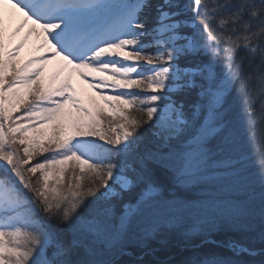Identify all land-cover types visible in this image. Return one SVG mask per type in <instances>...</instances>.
<instances>
[{
  "label": "snow or ice",
  "instance_id": "snow-or-ice-1",
  "mask_svg": "<svg viewBox=\"0 0 264 264\" xmlns=\"http://www.w3.org/2000/svg\"><path fill=\"white\" fill-rule=\"evenodd\" d=\"M3 4L23 14L12 35L31 21L42 36L19 63L37 29L5 48ZM198 56L207 59L192 62ZM54 58L62 67L45 83L44 66ZM73 72L111 111L83 103ZM257 99L264 118V0H0V264H122L117 257L132 255L125 240L136 221L145 224L137 226L144 246L165 225L182 223L183 215L152 213L162 199L160 176L190 191L225 175L238 180L231 105L257 156L264 225ZM148 129L152 143L141 151ZM176 195L185 194L177 188ZM169 199L195 212L189 231L205 236L224 224L245 228L251 215L244 200L221 211L209 196ZM225 243L236 256L256 254L239 241ZM186 264L240 262L196 255Z\"/></svg>",
  "mask_w": 264,
  "mask_h": 264
},
{
  "label": "trees",
  "instance_id": "trees-1",
  "mask_svg": "<svg viewBox=\"0 0 264 264\" xmlns=\"http://www.w3.org/2000/svg\"><path fill=\"white\" fill-rule=\"evenodd\" d=\"M206 56H198L191 58L192 62H199L200 60H206ZM253 88H256V84L250 85ZM235 93V92H234ZM233 93V95H234ZM93 111V110H92ZM95 112V111H93ZM230 116L233 118V120L236 123V126L238 127V124L240 121H237V118L239 117V108L236 105H231L230 107ZM102 127H105V124L102 125ZM237 128L239 138L244 135V128L243 125ZM242 129V130H241ZM106 130V127H105ZM255 131L257 133V140L256 142L263 141L264 145V124L262 125H255ZM151 130H146V132H142V137H140L139 140V148L141 151H144L148 147H150L152 143ZM97 139V142H100ZM242 142H245V140H242ZM248 152V151H247ZM252 154L253 157L251 160H253L256 163V166L254 170L252 168H248V174L249 177H247V184L246 189L247 193L253 194V198L246 199V203L249 204L251 215L247 216L244 220L245 225H247L245 228L242 229H236L229 224H225L224 228H220L221 226H218L205 236L204 234L199 233V237H189L190 241H196L201 239L202 243H199L198 248H194L193 246H190L188 244H184L179 238L178 232L179 230H184V226L178 225H165L160 229V231L155 235L154 238L149 239L146 241V246L141 245L138 243L137 240V234H138V227H144V221L138 220L136 221V224L133 226V231L128 235V237L125 240V247L127 250L132 253L131 256H119L117 259H119L122 264L123 262L135 260L137 256H142V259L144 261V264H156V262H160V264H186L187 261H189L191 258H193L196 255L205 256V255H216L224 259H233L236 261H239L240 264H261L262 261H264V255H261L260 253L264 251V225H262L261 219H260V179L256 181H252L253 173H257L259 171V165L257 163V156L253 154L252 149H249V152L247 154ZM252 178V179H251ZM160 180L162 183L161 188V194L162 199L161 200H170L169 198L172 196H176V200H185L187 197H203L202 192H200L197 188L195 190H189L191 188V185H172L171 178L166 175H161ZM239 185L235 186V188L230 191L233 193H237V191L241 188H245L241 186V180L238 181ZM212 185V186H211ZM208 186H211L213 191L217 189H221L222 193V186H217L216 182L209 183L206 185V188ZM177 188L180 189V191L184 192V196L176 195ZM167 193L166 196L163 195V193ZM224 196V194H222ZM128 199V197H126ZM218 228V229H217ZM208 242H205V241ZM228 240H236L241 242L242 244L246 245L249 248L255 249L256 254L248 255V254H241L239 256H236L233 254L232 251L229 250V248L226 246V241ZM101 258H106L104 256V253H100ZM173 260L170 262L169 260Z\"/></svg>",
  "mask_w": 264,
  "mask_h": 264
},
{
  "label": "rangeland",
  "instance_id": "rangeland-1",
  "mask_svg": "<svg viewBox=\"0 0 264 264\" xmlns=\"http://www.w3.org/2000/svg\"><path fill=\"white\" fill-rule=\"evenodd\" d=\"M3 10L7 16H10V19L8 20V23L6 25V30H5V36H4V44L5 48L11 47L13 44L17 43L20 41L26 34L27 30L29 27H35L37 29L36 32H32L31 34H27V39L24 41L23 46L20 48L17 57L15 58L16 62L19 63L20 61L26 59L29 55L33 54L37 50V46L42 43V36L37 35V32L40 31L39 26L35 25L33 26L31 24V21H28L27 23L24 24V27L20 30L19 33H16L15 35H12L13 29L15 25L19 22L22 21L23 19V14L20 13L18 10L13 9L10 5L8 4H3ZM62 67V62L59 60V58H54L50 60L45 66L43 70V78L44 82H48L50 80H53L54 77H56V73L60 71ZM72 85L73 88L75 89L76 94L81 98L83 103L89 107L93 111L97 110H103L105 113L111 111L110 107L108 104L105 102H101L100 100L101 97L98 93V90H95L89 86V81L82 79L77 73L73 72L72 73ZM257 87V86H256ZM114 93H109V95H113ZM235 95V93H234ZM254 109L257 114V122L255 125H262L264 124V118L260 117V103L259 99H257L254 102ZM74 114L75 110H73ZM236 121V119H235ZM237 121H240V118H237ZM106 130L111 127V125L105 121L104 122ZM241 126V123L238 124V129ZM105 127H103L105 129ZM244 128V127H243ZM150 130V129H148ZM242 130V129H241ZM244 130V129H243ZM142 132H146V130L141 131L140 137H142ZM242 140L244 139V135L240 137ZM104 143L103 141H100L98 143ZM258 145H262L263 141L261 142H256ZM250 147L247 145L246 142H242L240 140V150H241V157H240V164L238 166V172L240 173L239 179L235 178H227L225 175V178L223 179H217L215 181H212L210 183L213 184V182H216L217 186H222L223 190L221 193V189L217 190H212L211 186H208V188H205L201 190L202 196H209L214 199L215 203L220 207L221 211H227L230 206L235 205L238 201L246 199H251L253 198V194L247 193L246 185L247 184V177H249L248 168H252L254 170L256 163L251 160L253 155L252 154H247L249 152ZM248 151V152H247ZM253 180L256 181L260 179L259 177V171L257 173L252 174ZM252 179V178H251ZM239 180H241V186L245 187L244 189L241 188L237 191V193L230 192L232 191L235 186L239 185ZM224 194V196L222 195ZM191 204L199 206L202 201L195 200V201H189ZM171 201L170 200H160L157 204L152 206V213L160 215V216H167L171 213H175L176 215H183L184 220L192 221L191 217L195 215V212H188L187 210H182L179 208H175L171 206ZM150 213V214H152ZM181 224V223H178ZM174 221L167 224V225H178Z\"/></svg>",
  "mask_w": 264,
  "mask_h": 264
},
{
  "label": "bare ground",
  "instance_id": "bare-ground-1",
  "mask_svg": "<svg viewBox=\"0 0 264 264\" xmlns=\"http://www.w3.org/2000/svg\"><path fill=\"white\" fill-rule=\"evenodd\" d=\"M101 102L103 101V100H100ZM104 102V101H103ZM206 188V186L205 187H203V188H197L200 192H201V190H203V189H205ZM191 201H195V200H191ZM192 221H188V220H184L182 223H181V225L180 226H184L185 228H184V230H179V232H178V235H179V239L184 243V244H188V245H190V246H193L194 248H198L199 247V243H202V242H200V241H202L201 239H199V240H196V241H190V239H189V237H199V233L198 232H191V231H189V229L191 228V226H192ZM225 227V224L224 225H222L220 228H224ZM218 229V228H217ZM170 262H172L173 260L171 259V260H169ZM173 263V262H172ZM171 263V264H172ZM170 264V263H169Z\"/></svg>",
  "mask_w": 264,
  "mask_h": 264
}]
</instances>
